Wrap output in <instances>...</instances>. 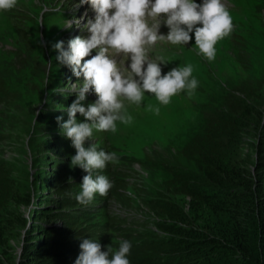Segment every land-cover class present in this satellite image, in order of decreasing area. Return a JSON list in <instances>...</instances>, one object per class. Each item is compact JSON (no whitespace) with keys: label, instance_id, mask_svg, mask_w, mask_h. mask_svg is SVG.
<instances>
[{"label":"rangeland","instance_id":"obj_1","mask_svg":"<svg viewBox=\"0 0 264 264\" xmlns=\"http://www.w3.org/2000/svg\"><path fill=\"white\" fill-rule=\"evenodd\" d=\"M223 3L230 10L233 30L215 45L214 60L209 61L199 53L194 31L190 33L192 39L188 44L158 43L150 53L153 58L162 56L169 60L161 65L162 74L173 67L192 65L190 79L198 81L197 88L191 94L187 89L179 92L167 105L149 93H145L140 105L125 100V109L132 120L128 123L117 121L115 132L94 130L93 140L85 142V147L95 143L98 149L115 152L118 157L125 154L141 160L128 166L124 163L126 161L119 159L117 163H109L102 172L94 173L104 174L114 182L112 175L116 166L132 169L136 175L127 180L141 184L148 192H136L137 187L127 186L125 194L129 197V208L120 197L111 195V191L116 189L114 184L107 196L97 193L88 205L78 202V206L64 205L63 195L56 191L61 184L77 182L72 191L76 196L87 173L78 166H71V157L76 149L61 129V124L69 118L67 109L76 99L72 88L80 87L83 76L77 78L69 66L60 64L56 60L58 50L53 46L64 41L67 48L70 39L89 36L85 25L89 19L94 20V9L81 0H18L14 9L0 10V87L4 90L2 83L6 84L7 100L19 120L15 122L16 125L19 123L16 128L8 127L13 138L1 145L3 153L0 158L10 162L19 187L30 192L32 198L28 205L12 204V209L19 213V225H16L11 239L17 261L20 260L23 235L27 230L21 226L24 218L28 220V230L37 228L38 236L45 239L49 231L66 226L64 213L78 211L80 216L87 215L82 228H91L92 224L100 222L104 226L99 240L116 242L117 234L108 228L111 225L108 204H112V211L125 208L128 212L144 213L146 194H155L154 184H159L163 175L169 178L165 171L149 166L150 160L176 169L187 168L180 160L188 140L194 132L205 129L203 123L210 113L226 111L224 96L235 88L253 89V99L259 104V110L264 112V0H223ZM168 31L162 24L160 32L167 34ZM95 54L96 50H93L91 55ZM19 67L23 68L18 71ZM41 68L45 73L36 77ZM97 99L95 92L90 90L82 103L87 107ZM6 106L5 102H0V113ZM155 108H159L158 114ZM57 117H62V120L58 122ZM77 119L83 121L85 118L77 113ZM12 122L13 117L9 124ZM245 136L255 140L254 136ZM257 151L251 142H241L235 155L251 165ZM257 161L264 164V153ZM119 214L122 217L126 215L124 212ZM118 224L122 225L119 221Z\"/></svg>","mask_w":264,"mask_h":264},{"label":"trees","instance_id":"obj_2","mask_svg":"<svg viewBox=\"0 0 264 264\" xmlns=\"http://www.w3.org/2000/svg\"><path fill=\"white\" fill-rule=\"evenodd\" d=\"M44 73L41 68L36 77ZM5 85L2 83L4 90L0 87V102L7 104L0 113V154L1 145L13 138L8 127L19 124ZM254 97L253 89L242 87L224 96L226 111L210 113L203 123L205 129L194 132L184 147L180 162L187 169L148 161L149 166L165 171L169 178L163 175L160 183L154 184L155 194H146L142 215L122 217L108 204V228L117 234L116 242L99 240L104 226L100 222L82 228L87 215L80 216L78 211L64 213L66 226L48 230L45 239L38 236L37 228L28 230L24 218L21 226L27 230L17 261L11 239L19 225V213L12 204L28 205L32 198L30 192L19 187L10 162L0 158V264H74L85 238L100 241L102 250L111 246L113 251L118 250L120 241H131L130 264H264V164L257 161L264 153V112ZM11 117L13 122L9 124ZM241 142H251L256 151L258 147L251 165L235 155ZM119 159L128 166L141 162L125 154ZM135 175L127 166H116L113 171L116 189L111 195L120 197L125 207L131 206L125 194L127 186L137 187L136 192H148L141 184L127 180ZM76 185L66 182L57 187L64 205H79L72 192Z\"/></svg>","mask_w":264,"mask_h":264},{"label":"clouds","instance_id":"obj_3","mask_svg":"<svg viewBox=\"0 0 264 264\" xmlns=\"http://www.w3.org/2000/svg\"><path fill=\"white\" fill-rule=\"evenodd\" d=\"M18 0H0V10L8 11L17 6ZM89 3L95 11V18L85 25L90 33L86 38L76 36L67 42H57L56 60L69 66L73 74L83 82L77 89L76 99L68 107V119L61 124L63 135L69 138L76 149L71 157V166L83 169L87 174L80 183L81 190L75 196L78 203L90 204L95 195L107 196L114 182L102 172L109 163H117L115 152L98 149L93 140V131L117 130L116 122L128 123L132 117L127 114L124 101L140 105L145 93L154 94L164 105L183 90L191 94L198 81L191 78L193 67H173L162 74V56L153 58L150 53L158 43L186 45L195 36V46L209 61L216 57L217 42L233 30L230 10L223 0H81ZM167 26V34L160 32L161 25ZM70 27V25H68ZM96 50L95 55H91ZM91 56L90 59H85ZM130 61V63H126ZM126 63V64H125ZM98 99L87 105L82 103L89 91ZM159 113V108H155ZM77 113L85 119H77ZM62 117H57L61 121ZM187 169V168H183ZM71 180V178H69ZM112 211V210H111ZM112 212L134 216L141 213L128 212L123 208ZM124 216V217H125ZM81 251L74 264H130L132 243L120 241L119 248L111 246L102 250L99 241L85 238L79 245Z\"/></svg>","mask_w":264,"mask_h":264},{"label":"water","instance_id":"obj_4","mask_svg":"<svg viewBox=\"0 0 264 264\" xmlns=\"http://www.w3.org/2000/svg\"><path fill=\"white\" fill-rule=\"evenodd\" d=\"M19 252H21V250Z\"/></svg>","mask_w":264,"mask_h":264}]
</instances>
